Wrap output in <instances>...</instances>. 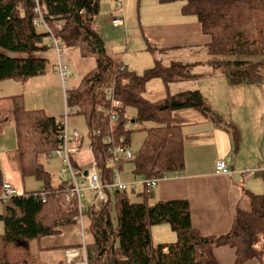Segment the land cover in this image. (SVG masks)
<instances>
[{
	"label": "trees",
	"instance_id": "obj_1",
	"mask_svg": "<svg viewBox=\"0 0 264 264\" xmlns=\"http://www.w3.org/2000/svg\"><path fill=\"white\" fill-rule=\"evenodd\" d=\"M103 1L106 0H40L51 25L54 20L65 24L58 34L70 49L78 48L83 55L99 56L96 69L83 78L77 89L68 91V107L86 117L89 144L104 181H111L115 168L121 171L124 164H108L104 139L114 129L113 134L124 137L125 145L129 146L131 133L125 132L128 107L136 109L139 122L150 125L144 129L146 138L140 152L129 162L134 166L133 174L143 178L179 175L185 168L184 140L181 129L172 124V113L194 108L208 114L211 108L200 91H186L157 102L147 101L146 83L157 75L170 77L169 67L163 69L157 64L138 75L106 57L104 42L94 29ZM158 1L160 4L181 2L182 15L196 17L203 33L211 39L210 54L231 58L221 62L235 69L232 79L236 84L264 79V62L254 63L250 59L264 57V0ZM33 8V0H0V49L14 54L11 57L0 52V82L11 80L24 84L46 71L48 60L40 54L48 50L45 45L48 35L33 26ZM175 66L180 64H172L170 68L175 70ZM183 79H187L186 74L177 78ZM175 80L165 78L166 82ZM106 89H113L115 98L122 103L115 126H111L108 116L94 110L96 103H105ZM12 102L23 177L36 178L44 187L3 201L0 264H30L31 245L42 238L59 235L60 227L73 225L78 207L76 198L69 199L66 181L53 187L45 168L44 157L57 147V119L43 111L27 110L22 96L13 98ZM230 132L234 134L233 129ZM42 192L48 194L45 204L33 198ZM130 194L138 196L140 202L132 203ZM112 199L100 209L90 206L85 215L92 239L86 242L88 264H216V249L227 246L236 252L235 264L250 261L264 264V192L250 193L251 210L244 212L237 208L230 231L211 237L202 236L193 227L188 201L151 204L154 196L147 187L115 192ZM162 225L170 226L176 235L174 242L155 244L152 228Z\"/></svg>",
	"mask_w": 264,
	"mask_h": 264
},
{
	"label": "crops",
	"instance_id": "obj_2",
	"mask_svg": "<svg viewBox=\"0 0 264 264\" xmlns=\"http://www.w3.org/2000/svg\"><path fill=\"white\" fill-rule=\"evenodd\" d=\"M104 2L105 1L101 3V13L103 5L106 4ZM106 17H108L107 20L111 21L109 12ZM100 18H104L105 20L104 16ZM186 18H189L190 21L183 19L179 24L162 22L163 20L151 24L143 22L144 24L141 25L145 29V31H142L144 33L143 38L145 43L150 45L152 41L155 42V48L149 47V51L159 52V50L165 49V53L159 52L156 54L170 56L174 52L181 51L184 48H201L202 46H209L211 39L203 33L199 22H193L191 18L194 17ZM113 26L121 28L115 25ZM45 45L48 50L42 53V56L48 60L49 64L48 57L51 53V49L49 48L47 40L45 41ZM153 49L156 51H153ZM7 55L14 57V54L10 55V53H8ZM55 59L53 68L55 76L60 79L56 70L57 58ZM46 72L47 71H45L42 76H45ZM42 76L37 78H41ZM214 78L216 77L212 79ZM218 78L216 79L218 80ZM33 79L30 80L33 81ZM30 80L24 84L11 80L0 82V168L2 171V185L3 183H11L18 187L19 193L21 194L37 192L42 189L30 192L26 190V178L23 177L20 169L12 99L22 96L25 108H27V110L31 109L29 111H43L44 114L47 115L48 111L52 109L49 105L42 104L41 106L29 107V104L33 105L31 102L32 96L28 95L29 88L32 86V81ZM220 80L224 82V84L228 82H226L224 77H221ZM179 82L185 81L179 80L178 83ZM207 82L209 81H204V83H202L207 87ZM202 83H199L198 88L193 89H198L204 96L202 91L206 87L202 86ZM77 88L78 87L73 89ZM193 89L188 91H197ZM63 90L62 86V93L64 92ZM36 92L41 95L40 88H37ZM210 108L211 112L208 114H203L201 111L194 108L178 110L172 113V124L179 127L182 131L185 168L179 175L169 174L168 179L163 180L154 191H151L154 200L164 202L175 200L188 201L191 208L192 225L204 237L227 234L232 227L237 208L244 212H249L251 210V203L249 200L250 193L258 195L264 192V181L254 176L252 177L253 174L258 172H246L259 167L258 165L262 162L259 159H261V154L264 155V152H262V149L260 150L255 146V142H241L242 138L239 139L238 136L239 126L233 116L234 112H231L232 110L223 112L220 108ZM230 108H234L233 104L230 105ZM64 112L65 106L64 109L62 106H58V109L54 111L55 116L48 117L57 119L56 116H58L60 119L64 115ZM74 115H76V113ZM214 116L219 117L222 121ZM231 125H235L236 127H231ZM229 126L231 130L233 129L234 134L236 133L235 138L234 134L232 135L230 129L227 128ZM90 146L89 144V147ZM82 147L84 149V141ZM82 157L86 158L84 155ZM52 158L56 159L61 166L60 161L51 154L50 159ZM220 159L227 161L230 169L228 175L216 173V162ZM49 160L45 159V162ZM124 166L125 164L122 166V172L117 168H115L114 171L118 170L121 175L124 173ZM261 167H263V164ZM134 177L136 178L135 175ZM61 181L65 180L61 177ZM126 181L129 180L126 179ZM2 185L0 188H2ZM244 186H247V189H244ZM262 188L263 192H258L261 191ZM154 229L158 231L156 237L154 235L152 236L155 244H169L175 241L162 243L163 231L155 227ZM59 231V235L48 236L42 238L39 243H34V248L31 249L32 260L30 264H63L66 262V252L68 250L79 249L78 245L81 243V228L79 225L74 223L71 226L60 227ZM215 256L218 260V264H235L236 252L228 246L216 249ZM256 262L250 261L246 264H259Z\"/></svg>",
	"mask_w": 264,
	"mask_h": 264
},
{
	"label": "rangeland",
	"instance_id": "obj_3",
	"mask_svg": "<svg viewBox=\"0 0 264 264\" xmlns=\"http://www.w3.org/2000/svg\"><path fill=\"white\" fill-rule=\"evenodd\" d=\"M156 2L159 6L156 4ZM104 3L106 4L103 5L102 13L100 11V16L96 18V21L94 22V29L98 32L104 42L106 57L114 59L118 66H126L128 71L138 75H143V73L147 71L146 69L151 70L156 67L157 64L161 65L163 69H167L169 67L167 74H169L170 77L157 75L155 78L150 79L146 83L144 97L147 101L157 102L165 100L170 96L192 90L193 88H198L199 83L209 81L207 82V87L202 83V86L206 87L202 92L205 96L204 99L207 105L213 108H220L223 110V112L232 110L231 112H234L233 116L235 117L237 125L240 128H238V136L239 139L242 138L241 142H255V146H257V148L260 150L262 149V152H264V79L257 83L239 81V83L236 84V81L232 79V72H234L235 69H233L231 66H225L222 64L224 62H221L231 60V58L212 56L209 53V46H202L201 48H184L181 51L174 52L170 56H161L156 54L159 52L149 51V47L155 48V42L152 41L150 45L145 43L143 38L144 33L142 32L145 31V29L141 24H151L153 22H161V20H163L162 22H173L178 24L182 22L183 19L190 21L189 18H186L190 16H183L181 13V7L183 5L181 2L160 4L158 0H126V2L124 0V17L126 26L123 28L114 27L111 21L107 20L108 17H106L108 12L110 19L117 17V3L112 0L105 1ZM102 16L105 17V20L104 18H100ZM192 17H194L191 18L192 21L197 22L196 17ZM153 51L156 50L153 49ZM0 52L6 55L8 54V52L2 49H0ZM50 52L51 53L48 57L49 64L47 66V72L45 76L33 79V81L30 80L32 81V86L29 88L28 95L32 96L31 102L33 103V105L29 104V107L41 106V104L49 105L52 109L48 111L47 116H55L54 111L58 109V106H62L63 109L64 106L66 107L63 98V93L65 96V92L62 93L61 80L59 77L55 76L53 68L54 62L56 60V54L52 50H50ZM40 55L42 56L43 54ZM98 58V55H83L81 50L78 48L68 49V54L64 58V61L68 64L73 74V76L67 82V87L69 90H73V88L78 87V85H80L83 80L82 78H84L86 74L91 73L94 69H96ZM238 59L239 58L234 57V60ZM250 59L254 63L264 62V57L262 56ZM176 63H179L180 66H175V70L173 67L170 68L172 64L175 65ZM185 74L186 78L189 80H180L185 82L178 83L177 78ZM213 77L219 78L217 80L216 78L212 79ZM221 77H224L226 82H228L226 84L221 82ZM165 78H168L169 80L174 78L176 80L173 82H166ZM37 88H40L41 95L36 92ZM193 90L198 91V89ZM232 104L234 108H230V105ZM56 117L58 122L59 117ZM125 117L128 120V130L131 133L130 148L135 157L140 152L146 138V132L144 129L150 125L137 120V111L134 107L126 108ZM69 124L71 128L76 129L83 137L84 149H88L90 143V129L88 127L86 117L81 114L70 116ZM227 128L231 129L230 126ZM44 158L49 160L50 155H46ZM259 160L262 162L260 161L261 163L258 165V168H260L264 162V155L261 154V159ZM124 164V173L121 174L122 181L128 183L135 179L133 174L134 166L131 163ZM45 168L49 172L53 187L59 186L61 184L62 176L61 166L57 160L52 158L49 161H46ZM263 174L264 172H258L253 174L252 177L254 176L263 180ZM126 179L129 181H126ZM25 182L27 192L40 190L44 187L42 182L37 181L36 178L33 177L26 178ZM140 188L141 187H139L137 190H140ZM243 188L247 189V186H244ZM150 191H154V189H150ZM115 192L118 191H113L110 193L111 197L109 202L111 201ZM258 192L262 193L263 188ZM19 196H21V193L15 197ZM4 198H6L5 193L3 192L2 188H0V215H2L5 211V202L3 201L6 200H3ZM130 199L132 203L140 202V198L135 196V194H130ZM113 201L114 198L112 199V202ZM157 201L158 200L153 199L150 203L153 204ZM92 202L93 199L91 193H87L85 200L82 201V205L83 207H90ZM84 228L87 231L84 240L87 243L91 242V236L88 235L87 216H84ZM155 228L163 231L161 241L162 243L172 242L175 240V235L172 233L169 225L156 226ZM153 229L154 228H152L151 231L152 236L154 235L156 237L158 235V231L157 229ZM3 233L4 224L0 221V235ZM33 248L34 243L31 245V249ZM71 252H75L77 254H70ZM82 252V248L68 250L66 252V262L63 264H67L69 261L75 264L81 263ZM31 260L32 258L30 257V262ZM256 263H258V261ZM216 264H218L217 259Z\"/></svg>",
	"mask_w": 264,
	"mask_h": 264
},
{
	"label": "built area",
	"instance_id": "obj_4",
	"mask_svg": "<svg viewBox=\"0 0 264 264\" xmlns=\"http://www.w3.org/2000/svg\"><path fill=\"white\" fill-rule=\"evenodd\" d=\"M33 1V14L35 16L33 26L48 35L46 40L49 44V48L56 54V70L60 76L64 89L63 91L65 92V112L57 122L58 142L56 149L51 154L61 163V176L66 181V190L69 193V199L76 198L77 200L78 214L74 218V223L82 228V243L80 249H83L81 253V263L79 264H88L86 241L84 240L87 234L84 228V216L88 212L89 207H83L82 205V201L85 200L87 193H91L92 195L93 202L91 206L100 209L109 202L111 197L110 193L113 191L126 192L136 190L139 187H147L149 190L155 189L163 180L168 179L169 176L165 175L163 177L151 178L136 176L135 180L132 182L125 183L121 179L120 172L116 170L113 177H111V181H104V174L98 166L93 147L90 146L88 149H83V137L76 129H72L69 124V118L76 113V109H70L67 104L69 91L67 82L73 75L64 61V58L68 54L69 47L58 34V32L64 29L65 24L54 20V23L51 25L45 18L40 0ZM115 2L118 5L116 11L117 17L111 19V23L117 27H124V0H115ZM105 96V103H96L94 110L99 114L108 116L111 126H115L119 118L118 114L122 107V103L115 98L113 89H106ZM113 131L114 129H112L110 134L105 138V151L109 157L108 164L117 166L120 163L131 162L134 159V155L130 146L125 145L126 139L122 136L114 135ZM125 132H129L128 127L125 128ZM83 155L86 156V158H83ZM259 171H264V162L263 167L246 172L251 173ZM216 173L223 175H228L230 173L226 160L220 159L216 162ZM2 190L6 196L3 200L6 201L20 194L18 187L11 183H3ZM47 197L48 194L45 192L33 196L34 199H39L44 204L47 203ZM70 254L77 253L71 252ZM67 264L75 263L69 261Z\"/></svg>",
	"mask_w": 264,
	"mask_h": 264
}]
</instances>
